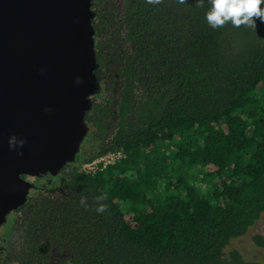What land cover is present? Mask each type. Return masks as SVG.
I'll return each instance as SVG.
<instances>
[{
  "label": "trees",
  "instance_id": "obj_1",
  "mask_svg": "<svg viewBox=\"0 0 264 264\" xmlns=\"http://www.w3.org/2000/svg\"><path fill=\"white\" fill-rule=\"evenodd\" d=\"M208 8L91 0L100 89L76 158L122 156L30 192L0 264H264L224 251L264 213V24L213 29Z\"/></svg>",
  "mask_w": 264,
  "mask_h": 264
},
{
  "label": "water",
  "instance_id": "obj_2",
  "mask_svg": "<svg viewBox=\"0 0 264 264\" xmlns=\"http://www.w3.org/2000/svg\"><path fill=\"white\" fill-rule=\"evenodd\" d=\"M93 14L91 0H0V227L28 200V178L74 162L87 135L100 89Z\"/></svg>",
  "mask_w": 264,
  "mask_h": 264
},
{
  "label": "clouds",
  "instance_id": "obj_3",
  "mask_svg": "<svg viewBox=\"0 0 264 264\" xmlns=\"http://www.w3.org/2000/svg\"><path fill=\"white\" fill-rule=\"evenodd\" d=\"M148 4H159L161 0H146ZM181 5L186 3V0H177ZM203 4L204 0H199ZM209 4L208 11L205 13V18L209 26L213 29L221 28L226 23L230 22L233 27L239 28L241 25L252 30L257 29V20L264 24V0H207ZM9 147H22L25 140L18 139L15 135L9 138ZM23 155L22 152L18 153ZM106 196L96 197L97 206L95 211L103 214L107 211V205L101 203ZM85 208L88 207L87 198L84 197L80 201Z\"/></svg>",
  "mask_w": 264,
  "mask_h": 264
},
{
  "label": "rangeland",
  "instance_id": "obj_4",
  "mask_svg": "<svg viewBox=\"0 0 264 264\" xmlns=\"http://www.w3.org/2000/svg\"><path fill=\"white\" fill-rule=\"evenodd\" d=\"M28 179L32 181L33 178L29 177ZM255 235L264 237V213L243 235L232 239L224 251L227 253L236 249L245 259L264 260V247L254 242L253 237Z\"/></svg>",
  "mask_w": 264,
  "mask_h": 264
},
{
  "label": "flooded vegetation",
  "instance_id": "obj_5",
  "mask_svg": "<svg viewBox=\"0 0 264 264\" xmlns=\"http://www.w3.org/2000/svg\"><path fill=\"white\" fill-rule=\"evenodd\" d=\"M83 150L80 149V151L78 152L76 157L78 155H80ZM70 164H74L75 166H79L80 169H82L83 163L80 162L79 160H77V158H76L74 162L67 163L66 165H64L63 168H61L55 175L46 174V175L33 177L32 182L34 185L31 188L30 192L36 191L37 193H39L40 191H42V192H46V191L48 192L49 191L53 195V197H54V195L60 194L62 191L61 183L63 182V180L58 181V182H56V181H57V179L60 180L62 177L65 178L67 176L66 174L70 171V169H68V165H70ZM64 174H65V176H64ZM30 178H32V177H30ZM39 186H41V189H39Z\"/></svg>",
  "mask_w": 264,
  "mask_h": 264
},
{
  "label": "built area",
  "instance_id": "obj_6",
  "mask_svg": "<svg viewBox=\"0 0 264 264\" xmlns=\"http://www.w3.org/2000/svg\"><path fill=\"white\" fill-rule=\"evenodd\" d=\"M122 156L120 151L108 152L101 156L95 157L82 164V170L87 173H93L94 171L103 168L109 163H113L116 159Z\"/></svg>",
  "mask_w": 264,
  "mask_h": 264
}]
</instances>
